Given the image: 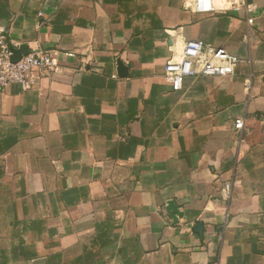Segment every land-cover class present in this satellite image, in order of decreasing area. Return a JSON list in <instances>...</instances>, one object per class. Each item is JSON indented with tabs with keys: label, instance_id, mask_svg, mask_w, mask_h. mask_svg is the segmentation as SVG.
<instances>
[{
	"label": "crops",
	"instance_id": "0c3cea01",
	"mask_svg": "<svg viewBox=\"0 0 264 264\" xmlns=\"http://www.w3.org/2000/svg\"><path fill=\"white\" fill-rule=\"evenodd\" d=\"M212 2L0 0V30L62 64L0 89V264H264V0ZM190 39L237 72L174 89Z\"/></svg>",
	"mask_w": 264,
	"mask_h": 264
},
{
	"label": "built area",
	"instance_id": "2783aa9c",
	"mask_svg": "<svg viewBox=\"0 0 264 264\" xmlns=\"http://www.w3.org/2000/svg\"><path fill=\"white\" fill-rule=\"evenodd\" d=\"M213 0H194L198 11H212ZM227 7L237 10H253L248 0H225ZM41 15V14H40ZM20 44L11 40L5 28L0 30V89L11 83H20L23 89H32L39 85L43 78L52 77L61 72L62 64L56 51L31 50L13 62V48ZM241 59L223 47L206 45L201 40H187L179 61L169 62L165 67V78L174 89H180L186 77L193 75H232L237 72ZM235 128L242 131L245 119L237 118ZM224 191L227 197L231 194V185L226 184Z\"/></svg>",
	"mask_w": 264,
	"mask_h": 264
},
{
	"label": "water",
	"instance_id": "95a60500",
	"mask_svg": "<svg viewBox=\"0 0 264 264\" xmlns=\"http://www.w3.org/2000/svg\"><path fill=\"white\" fill-rule=\"evenodd\" d=\"M13 55L11 57L13 62L18 61L23 54H27L29 53L31 50L29 49V47L25 44L21 45L19 48H13ZM126 66L125 64H123L122 62H119V71L121 75H124L127 73L126 70ZM167 211L172 215V217L174 218L175 222L178 221V217L182 216V212L180 211V209L178 208V206L176 205L175 201L171 200L170 202L167 203ZM202 227V224L199 223V225H197V230L198 228Z\"/></svg>",
	"mask_w": 264,
	"mask_h": 264
},
{
	"label": "rangeland",
	"instance_id": "374dc122",
	"mask_svg": "<svg viewBox=\"0 0 264 264\" xmlns=\"http://www.w3.org/2000/svg\"><path fill=\"white\" fill-rule=\"evenodd\" d=\"M222 1H225V0H222Z\"/></svg>",
	"mask_w": 264,
	"mask_h": 264
}]
</instances>
